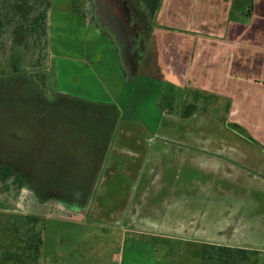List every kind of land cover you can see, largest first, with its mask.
I'll return each instance as SVG.
<instances>
[{
	"label": "rangeland",
	"instance_id": "rangeland-1",
	"mask_svg": "<svg viewBox=\"0 0 264 264\" xmlns=\"http://www.w3.org/2000/svg\"><path fill=\"white\" fill-rule=\"evenodd\" d=\"M100 2L95 9L92 0H51L48 60L34 70L45 76L36 75L37 85L24 74L0 77V159L16 164L34 186L44 185L28 201L19 191L13 202L42 218L37 225L43 239L38 264H118L113 253L121 245L119 237L123 264H221L206 258L211 243L156 234L158 221L147 213L151 208L138 201L134 175L142 180L158 175L151 170L155 157L150 159L158 140L153 119L169 108L184 111L191 99L170 85L160 86L152 45L139 55L131 45L128 50L122 47L114 34L121 23L108 16L113 11L108 2ZM131 51L138 62L131 63ZM30 63L32 59L24 62L28 71ZM130 126L144 127L146 139L127 142L123 134ZM171 155L167 152L159 159L164 165L168 160L175 163L177 158ZM112 166L114 179L132 182L124 188L128 196L124 202L119 201L122 187L105 182ZM234 172L228 177L211 174L208 185L217 187L210 191V203L222 199L221 216L239 220L241 234L253 231L250 243L264 249L259 240L264 232L254 230L264 228V177L255 171L243 177ZM168 175L160 170L158 177L165 182ZM10 182H0V188ZM220 188L226 191L223 197L217 192ZM107 192L113 193L112 201ZM4 200L0 196V202ZM237 202L243 205L235 206ZM203 209L210 210L208 225L215 226L212 216L218 210L211 204ZM257 264H264V251L257 253Z\"/></svg>",
	"mask_w": 264,
	"mask_h": 264
},
{
	"label": "crops",
	"instance_id": "crops-1",
	"mask_svg": "<svg viewBox=\"0 0 264 264\" xmlns=\"http://www.w3.org/2000/svg\"><path fill=\"white\" fill-rule=\"evenodd\" d=\"M151 45L160 86L170 85L191 99L184 111L169 108L153 119V136L158 140L150 153V159L155 157L151 170L158 175L160 170L171 173L168 181L161 182L158 175L154 180L134 175L140 188L138 201L149 205L147 213L158 221L156 234L264 251L250 243L253 231L241 234L239 220L221 216L224 201L210 203V191L217 186L208 185L211 174L228 177L235 170L240 177L250 171L264 177V0H162ZM141 126L138 130L128 127L123 138L144 141ZM167 152L177 158L175 163L160 161ZM112 168L105 182L122 187L125 192L119 201L124 202L128 197L124 188L132 182L114 179ZM218 190L219 197L225 196L226 191ZM106 194L112 201L113 193ZM209 204L218 210L212 227L208 225L210 210L203 209ZM235 210L233 206L231 211ZM258 229L264 232L263 227L254 230ZM119 242L113 259L123 264L120 237Z\"/></svg>",
	"mask_w": 264,
	"mask_h": 264
},
{
	"label": "trees",
	"instance_id": "trees-1",
	"mask_svg": "<svg viewBox=\"0 0 264 264\" xmlns=\"http://www.w3.org/2000/svg\"><path fill=\"white\" fill-rule=\"evenodd\" d=\"M135 1L139 5L138 8L153 23V28L156 25V15L162 0ZM50 4L51 0H0V77L24 74L27 79L36 83V75L44 74L40 71L34 72V70L43 66L44 61L48 60V9ZM9 31L10 39H7ZM30 59L34 63H30L31 70L28 71L24 62ZM12 175L16 177L15 181L19 185L23 184L22 178L13 172L12 167L0 166V182L7 181ZM5 187L8 188L9 184L6 183ZM41 221L34 216L31 218L30 242L29 246L24 247V251L27 252L28 249V254L22 255L21 250L18 255L15 251L8 252L3 257L4 263L14 261L25 264L26 258L29 264L38 261L43 239L41 229L34 233L33 228ZM35 237L38 238L37 241ZM208 247L206 258L221 264H257L258 251L253 248L216 244Z\"/></svg>",
	"mask_w": 264,
	"mask_h": 264
},
{
	"label": "flooded vegetation",
	"instance_id": "flooded-vegetation-1",
	"mask_svg": "<svg viewBox=\"0 0 264 264\" xmlns=\"http://www.w3.org/2000/svg\"><path fill=\"white\" fill-rule=\"evenodd\" d=\"M101 0H92L93 8L96 9V5L101 3ZM108 2V7L113 8V11H109L108 16L110 18L116 19L119 23H121V28H114V34L118 37V40L121 41V45L125 50H128V46L132 47V50L135 51L138 55L139 52L143 53L145 46L146 49L149 47V44L152 39V32L153 23L147 18V15L141 11L138 8V4L135 0H121L122 3L125 5L124 8L126 10L127 16L126 19H128L129 25L127 22L121 19L120 14L116 10L115 3H111L110 0H106ZM106 4V3H105ZM98 29L101 31H104L101 27V25H97ZM128 38V39H127ZM128 40V43H127ZM131 51L129 53V58L131 59V63L138 62V59L136 58L135 54ZM127 65V64H126ZM128 68L129 65H127ZM134 68V67H132ZM130 74L131 71L129 70ZM130 78H132L131 75ZM129 78V77H128ZM0 166H9L12 167L13 172L17 175H19L22 180L23 184L19 185L15 180V176L12 175L9 179L13 182L10 185H14L16 188L15 190L10 187H2L0 188V196L5 197V200L3 202H0V264H19L15 263L14 261H10L8 263L3 262V257L9 252H16L17 255L19 254V250L22 251V255L24 253L28 254L25 250V246H29L30 242V235L32 233V222L31 218L34 215H30L27 212V207L25 205H14V201L16 200V194L23 190L22 193H24V198L26 201L29 200L31 197L37 196V192L41 191L42 187L44 185L42 183H38L37 185H33L30 181L28 175L24 173H21L22 171L19 169V167L16 164H13L9 160H2L0 159ZM9 185V186H10ZM20 188V189H18ZM26 188V190L22 189ZM11 190L13 193H11ZM3 194H2V193ZM24 200V201H25ZM42 201V200H40ZM39 219H42L41 216H34ZM37 225L35 224V228H33V232L36 233L39 229H37ZM38 238L35 237V241H37ZM22 246V247H21ZM21 247V249H19ZM40 260V257L37 262H34L32 264H38ZM25 264H29L28 258H26Z\"/></svg>",
	"mask_w": 264,
	"mask_h": 264
},
{
	"label": "water",
	"instance_id": "water-1",
	"mask_svg": "<svg viewBox=\"0 0 264 264\" xmlns=\"http://www.w3.org/2000/svg\"><path fill=\"white\" fill-rule=\"evenodd\" d=\"M111 3H115V7H116V10L117 12L120 14L121 16V19L124 20L125 22H127V24L129 25V22H128V19H126V16H127V13H126V10L124 8V4L122 3L121 0H110Z\"/></svg>",
	"mask_w": 264,
	"mask_h": 264
}]
</instances>
